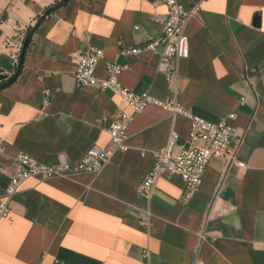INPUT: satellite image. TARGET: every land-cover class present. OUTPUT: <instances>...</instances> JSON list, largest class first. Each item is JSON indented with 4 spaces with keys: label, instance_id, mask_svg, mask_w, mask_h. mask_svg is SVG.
<instances>
[{
    "label": "crops",
    "instance_id": "0c3cea01",
    "mask_svg": "<svg viewBox=\"0 0 264 264\" xmlns=\"http://www.w3.org/2000/svg\"><path fill=\"white\" fill-rule=\"evenodd\" d=\"M60 1L0 0L3 74L18 67L4 40L35 26L18 77L0 90V197L17 154L76 163L93 145L109 146L104 118L130 111L109 90L76 87L69 56L88 46L103 52L100 79L112 62L122 67L121 85L137 94L174 100L208 123L234 114L245 166L214 157L191 200H183L181 178L166 173L143 198L138 185L154 153L172 130L178 152L190 125L149 105L128 128L127 151L111 153L99 172L20 185L0 222V264H264V0H179L185 12H198L186 21L188 54L169 81L161 46L126 53L161 37L162 0H68L37 24Z\"/></svg>",
    "mask_w": 264,
    "mask_h": 264
},
{
    "label": "built area",
    "instance_id": "2783aa9c",
    "mask_svg": "<svg viewBox=\"0 0 264 264\" xmlns=\"http://www.w3.org/2000/svg\"><path fill=\"white\" fill-rule=\"evenodd\" d=\"M162 3L166 7V17L163 21L161 37L156 40L151 39L145 46L126 53L138 55L144 50L155 51L158 46H161L160 68L169 81L176 77L174 63L188 54L185 24L189 17L198 12V7H193L187 13L183 10L179 0H162ZM24 39L25 35H17L14 39L7 37L3 42V45L11 49L10 56L15 66L19 62ZM69 59L74 65L72 76L76 87H95L100 91L109 90L119 98L121 104L129 107L130 111L125 112L116 108L112 115L104 118V131L109 137V146L93 145L76 163L58 162L46 165L26 154H17L13 157L15 174L9 180L0 197V222L8 217L10 203L20 185L27 179L37 178L47 181L72 173H97L111 153L126 152L128 149L126 145L128 128L135 116L149 105L160 107L174 116H185L189 119L190 125L188 139L186 143L179 146L178 152L174 151L178 135L172 130L166 145L154 153L153 167L138 185V191L143 198L149 199L156 188L157 180L163 173H166L181 178L184 184L183 200L186 202L191 200L199 191L204 171L214 157H224L228 162L235 163L237 167L244 168V163L237 160V153L243 139L242 136L235 135L234 129L229 123L234 120V114H229L226 119L217 123H208L192 115L174 100L160 102L154 100L148 93L137 94L121 85L119 76L122 73V67L112 62L106 63V77L100 79L94 74L96 64L103 59V52L97 47L88 46L84 50L75 51L69 56ZM3 155V140L0 139V158ZM142 222L148 224V215L143 217Z\"/></svg>",
    "mask_w": 264,
    "mask_h": 264
},
{
    "label": "water",
    "instance_id": "95a60500",
    "mask_svg": "<svg viewBox=\"0 0 264 264\" xmlns=\"http://www.w3.org/2000/svg\"><path fill=\"white\" fill-rule=\"evenodd\" d=\"M67 1L68 0H61L54 7L50 8V9H47L43 13V15L41 16V19H44L46 16H48L49 14H51L52 12H54L60 6H62L63 4H65ZM29 42H30V36H26L25 39H24V41H23L22 49H21V52H20L18 67H17V70L14 73V75H12L11 77H9L8 75L3 74L2 73V70H0V82H4L2 85H0V90L6 88L8 86H10L12 83H14V81L18 77V75L20 73V70H21V65H22V61H23V58H24V54H25V51H26V49L28 47Z\"/></svg>",
    "mask_w": 264,
    "mask_h": 264
},
{
    "label": "trees",
    "instance_id": "16d2710c",
    "mask_svg": "<svg viewBox=\"0 0 264 264\" xmlns=\"http://www.w3.org/2000/svg\"><path fill=\"white\" fill-rule=\"evenodd\" d=\"M58 4V3H57ZM57 4H55V5H57ZM55 5H53L52 7H54ZM52 7H50V8H52ZM50 8H48V9H50ZM41 18H39L38 19V21H37V24H39L41 21H42V19L40 20ZM35 30V26L34 27H30V28H28L27 29V31H26V33H25V37L26 36H30L31 37V34H32V32Z\"/></svg>",
    "mask_w": 264,
    "mask_h": 264
}]
</instances>
